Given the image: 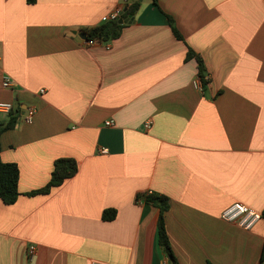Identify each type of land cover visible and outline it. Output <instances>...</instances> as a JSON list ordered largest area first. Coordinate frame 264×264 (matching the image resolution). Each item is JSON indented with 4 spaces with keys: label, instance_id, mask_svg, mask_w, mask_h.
<instances>
[{
    "label": "crops",
    "instance_id": "obj_1",
    "mask_svg": "<svg viewBox=\"0 0 264 264\" xmlns=\"http://www.w3.org/2000/svg\"><path fill=\"white\" fill-rule=\"evenodd\" d=\"M129 1L140 5L121 36L87 47L82 30L120 0H0V101L15 104L0 124L16 121L1 158L18 165L21 193L0 203V264H173L160 210L141 198L153 193L171 201L179 264H263L264 219L245 231L222 213L264 212V0ZM59 159H74L76 175L28 196Z\"/></svg>",
    "mask_w": 264,
    "mask_h": 264
},
{
    "label": "trees",
    "instance_id": "obj_2",
    "mask_svg": "<svg viewBox=\"0 0 264 264\" xmlns=\"http://www.w3.org/2000/svg\"><path fill=\"white\" fill-rule=\"evenodd\" d=\"M154 5L158 6V0H152ZM37 0H27L30 5L36 4ZM140 3L135 1L130 7H128L123 15L124 18L132 17L136 14ZM170 25L172 27L173 33L178 40H183L182 35L176 28L174 21L169 17ZM124 25H120L119 21H111L102 23L99 26L83 29L82 32L86 34L87 40H99L102 42H107L109 40L117 39L121 36V32ZM187 58H195L199 64V75L202 80L203 85H207L208 82L205 80L206 69L203 64V60L196 55L193 50H189ZM12 114V113H11ZM16 124L15 120H11L9 123L3 125L0 124V203L5 205L15 204L21 193L19 191L20 182V169L15 163H5L2 161V145L1 136L2 134L12 129ZM78 172V164L74 159H59L55 162V167L52 173L51 180L49 184L41 190L33 191L28 194V196H38L50 194V192L57 187L62 186L67 180L71 179ZM141 198L148 205H151L160 210V217L158 222V244L162 251L170 257L173 264H179L176 256L172 250L170 243V238L168 236L166 228V213L170 209L171 201L169 197L165 195H159L156 193L142 195ZM117 216L115 210H106L103 213V219L105 221H113ZM262 218L264 219V212L262 213ZM262 263L264 264V247L262 252Z\"/></svg>",
    "mask_w": 264,
    "mask_h": 264
},
{
    "label": "built area",
    "instance_id": "obj_3",
    "mask_svg": "<svg viewBox=\"0 0 264 264\" xmlns=\"http://www.w3.org/2000/svg\"><path fill=\"white\" fill-rule=\"evenodd\" d=\"M130 7V1L129 0H120V7L114 11L113 13L109 14L106 17V22L111 21H119L120 19H124L123 15L126 11V8ZM84 45L87 47H92L95 45H102L104 42L99 40H87V38L83 41ZM205 80H209L208 76H205ZM202 80L198 82V86L201 85ZM14 87H16V83L10 78L6 77L3 81V88L6 90H12ZM45 91H41V94H44ZM15 111V104L11 102H1L0 101V115L9 116L11 113ZM36 115V109L35 108H28L25 113L24 117V123H31L34 120V117ZM106 126L112 127L114 126V121H108L106 122ZM145 128L149 130L151 128V123H147L145 125ZM109 152L107 149H101L100 154L107 155ZM222 219L230 224H234L238 226L239 228L245 230V231H251L255 228V226L263 219L262 214L251 209L250 207L236 203L228 207L223 213H222ZM28 257L29 259H33L37 253L36 246H30L28 249ZM92 264H101V263H92Z\"/></svg>",
    "mask_w": 264,
    "mask_h": 264
},
{
    "label": "water",
    "instance_id": "obj_4",
    "mask_svg": "<svg viewBox=\"0 0 264 264\" xmlns=\"http://www.w3.org/2000/svg\"><path fill=\"white\" fill-rule=\"evenodd\" d=\"M133 22V18L132 17H130L129 19L128 18H124V19H120L119 20V24L120 25H124V24H130V23H132ZM80 37L82 38V39H86L87 37H86V34L84 33V32H81L80 33Z\"/></svg>",
    "mask_w": 264,
    "mask_h": 264
}]
</instances>
